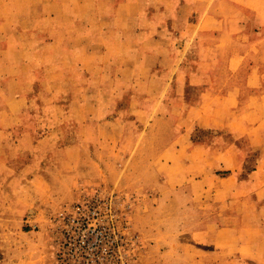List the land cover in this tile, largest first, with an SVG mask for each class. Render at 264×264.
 Masks as SVG:
<instances>
[{
    "label": "rangeland",
    "instance_id": "374dc122",
    "mask_svg": "<svg viewBox=\"0 0 264 264\" xmlns=\"http://www.w3.org/2000/svg\"><path fill=\"white\" fill-rule=\"evenodd\" d=\"M263 19L264 0H0V264H224L192 238L162 149L174 127L180 144L215 136L193 123L205 58L237 29L263 38ZM182 99L190 114L153 117ZM201 168L185 172L197 189ZM95 196L115 202L114 242L76 259L60 214Z\"/></svg>",
    "mask_w": 264,
    "mask_h": 264
},
{
    "label": "crops",
    "instance_id": "0c3cea01",
    "mask_svg": "<svg viewBox=\"0 0 264 264\" xmlns=\"http://www.w3.org/2000/svg\"><path fill=\"white\" fill-rule=\"evenodd\" d=\"M212 14L211 11L209 15ZM231 34L227 35L231 53L214 61L205 58L207 70L216 72L205 77L204 93L198 97L204 115L193 122L211 130L215 136L204 142L190 140L180 144L179 138L187 133L174 127V138L178 139L168 142L162 150L172 154L174 167H182V174L178 168L171 171L172 181H188V190L175 193L188 203L179 213L188 215L192 238L218 246L216 254L224 264L242 261L264 264V37L256 40L255 30L237 29ZM175 80L179 81L177 86L182 92L185 86L193 84L190 77H175ZM180 100L178 96L174 102ZM258 104L260 109H256ZM175 107L179 109L180 105ZM175 107L166 108L162 100L157 101L153 117L174 121V116L180 119L191 112L185 99L179 112ZM143 113L147 112L142 107L139 114L143 116ZM249 163L253 168L245 174ZM199 167L203 177L197 189V185H192L195 178L186 176L185 172ZM220 172H223L220 177L215 176ZM165 197L169 196L164 195L163 200ZM226 236L230 238L224 243Z\"/></svg>",
    "mask_w": 264,
    "mask_h": 264
},
{
    "label": "built area",
    "instance_id": "2783aa9c",
    "mask_svg": "<svg viewBox=\"0 0 264 264\" xmlns=\"http://www.w3.org/2000/svg\"><path fill=\"white\" fill-rule=\"evenodd\" d=\"M69 211L68 214H60L62 219L59 228L65 246L77 253L74 254L76 259L80 256L91 260L95 258V251L104 238L108 239V243L114 242V220L119 215L113 199L95 196L79 202ZM99 236L102 238L98 239Z\"/></svg>",
    "mask_w": 264,
    "mask_h": 264
}]
</instances>
